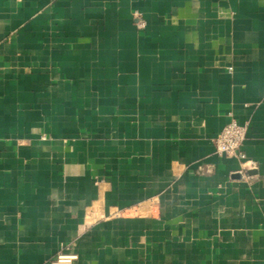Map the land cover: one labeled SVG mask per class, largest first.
I'll use <instances>...</instances> for the list:
<instances>
[{
	"label": "crops",
	"instance_id": "1",
	"mask_svg": "<svg viewBox=\"0 0 264 264\" xmlns=\"http://www.w3.org/2000/svg\"><path fill=\"white\" fill-rule=\"evenodd\" d=\"M62 248L264 264V0H0V264Z\"/></svg>",
	"mask_w": 264,
	"mask_h": 264
},
{
	"label": "built area",
	"instance_id": "2",
	"mask_svg": "<svg viewBox=\"0 0 264 264\" xmlns=\"http://www.w3.org/2000/svg\"><path fill=\"white\" fill-rule=\"evenodd\" d=\"M135 16L139 18V14L136 12ZM139 26H144L143 20H138ZM248 131L247 123H239L235 118L231 117L230 121L227 122L219 134L214 139L216 152L220 156L229 158H236L240 161V173L246 177L247 169L254 166V162L247 158L243 151V143L246 139ZM75 255L67 252L62 248L56 254L52 264H72Z\"/></svg>",
	"mask_w": 264,
	"mask_h": 264
}]
</instances>
